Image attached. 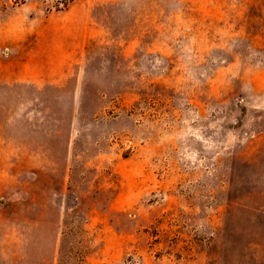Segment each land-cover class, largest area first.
<instances>
[{
	"label": "rangeland",
	"instance_id": "374dc122",
	"mask_svg": "<svg viewBox=\"0 0 264 264\" xmlns=\"http://www.w3.org/2000/svg\"><path fill=\"white\" fill-rule=\"evenodd\" d=\"M0 264H264V0H0Z\"/></svg>",
	"mask_w": 264,
	"mask_h": 264
},
{
	"label": "crops",
	"instance_id": "0c3cea01",
	"mask_svg": "<svg viewBox=\"0 0 264 264\" xmlns=\"http://www.w3.org/2000/svg\"><path fill=\"white\" fill-rule=\"evenodd\" d=\"M0 58H5V57H3L2 55H0Z\"/></svg>",
	"mask_w": 264,
	"mask_h": 264
}]
</instances>
